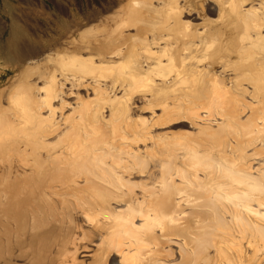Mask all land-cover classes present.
Masks as SVG:
<instances>
[{"label": "bare ground", "instance_id": "obj_1", "mask_svg": "<svg viewBox=\"0 0 264 264\" xmlns=\"http://www.w3.org/2000/svg\"><path fill=\"white\" fill-rule=\"evenodd\" d=\"M171 1L153 32L168 36L119 49L127 64L116 71L95 57L118 52L128 39L116 47L108 41L89 58L79 51L58 57L46 86V122L30 83L13 87L8 107L0 105V264H264V175H249L246 153L264 135V0H217L220 18L204 22L213 26L208 34L181 20L185 6L204 13L205 0H184L183 8ZM252 1L258 9L245 8ZM158 39L174 42L157 55ZM125 84L128 102L149 93V103L162 104L157 121L187 118L197 132L155 138L146 121L130 128L126 109L116 106L108 129L101 108L117 98L106 94ZM80 87L95 98L77 97L81 105L62 113ZM242 106L251 120L238 119ZM122 124L133 141L153 147L127 153ZM158 161L157 174L150 163ZM136 175L150 182L130 181Z\"/></svg>", "mask_w": 264, "mask_h": 264}, {"label": "rangeland", "instance_id": "obj_2", "mask_svg": "<svg viewBox=\"0 0 264 264\" xmlns=\"http://www.w3.org/2000/svg\"><path fill=\"white\" fill-rule=\"evenodd\" d=\"M257 2L259 1H252L250 6V3L245 4V8L249 9L253 5V8L258 9ZM173 3L174 1L171 0L169 2L166 0H0V105L8 107L6 102L12 95L13 87L30 83L35 86V95L40 96L39 99L42 105L40 117L45 118L46 122V119L52 115L49 113L50 108L46 106V86L49 83V76L54 70L55 61L58 57L65 52L79 51L84 58H89L92 53H96L95 49L105 50V45L108 41L112 43L113 47H116V43L120 41V38L128 39L125 40L124 44L122 43L121 46L116 47L118 52L105 55L98 54L95 57L97 64L105 66L106 70L115 69L116 71L117 67L113 68L114 65L118 66L120 62L127 64V60L123 59L124 56H122L123 53L119 52L120 50L128 51L131 44L136 40L140 43L143 36L146 37L147 45L150 44L154 37H157L156 35L162 36L163 39L168 36L167 31L157 32L156 35L153 32L159 27L161 19L165 18L163 11L167 8V5H172ZM184 3V0H178L179 6H182L181 8L184 7ZM218 7L220 6L217 0H205L204 13H200L199 10L192 8L190 5L185 6L181 20L197 26L199 33L208 34L213 29L210 23H214L220 18ZM207 21L210 23L205 24L204 22ZM141 23L144 25L143 30L137 25H141ZM169 23L172 24V20H169ZM150 25L154 27L153 31L149 28ZM261 33H264V29H262ZM163 39H158L159 43L153 46V50L156 51L157 55L160 54L159 51L167 43L174 42H168ZM119 54L120 57H118ZM164 60H167L166 57L163 58L162 62ZM152 63L156 62L152 61ZM143 66V70L147 71L148 64L144 63ZM218 71L220 72V70ZM58 77V79L62 78V74ZM172 79L173 75L168 78V81L171 82ZM86 80L89 82L94 81L92 79ZM107 81L104 80L102 85L105 82L108 84L109 81ZM158 82L159 78L156 77L155 83ZM60 83L62 91L69 93L70 82H64V75ZM128 92L130 93L127 84L124 87L122 86V88L118 87L115 95H113L114 92H107L106 96L108 98L117 99H115V105L109 104L101 108L100 115L103 118V124L106 126L110 125L107 123V120L112 116L110 109H112V106H116L118 112L125 113L124 110L126 109V119L131 121L130 128L142 129L140 124L142 121H146V131L155 138L158 135L170 137L197 132L187 118H178L168 122V124L157 121L162 113V104H158L157 101L149 103L151 100L149 93L144 96L136 95L128 102ZM14 94L15 92H13ZM93 95L92 89L84 87L76 89L65 99L67 105L62 113L65 112L68 115L78 105H81L82 100L79 102L77 97L87 100L95 98ZM61 100L59 102L54 101V106L58 107ZM249 102L252 106L258 105L254 100ZM243 111L244 108L242 106L238 119L241 121L251 120L250 111L246 110L245 113ZM15 113V111H12L9 115L16 121ZM59 113L61 111L58 110V117H60ZM76 113V117L78 116L79 118V112ZM224 121L221 118L217 119V123L221 125L222 123L226 125ZM260 125L262 126L261 122L258 123V126ZM212 127L217 128L216 126ZM108 129H110V126H108ZM121 131L123 138L120 143L122 145L126 144L123 146L126 148L127 153L131 151L133 154L139 153L141 155L144 154L147 148L153 147L152 140L137 143L133 141V136L130 135L126 124L121 125ZM52 141H49V143ZM110 147L111 150L115 151V155L118 156L115 147ZM246 153L248 160L252 162L251 168H253L249 175L254 178L263 177L264 135L262 139L257 138ZM125 155L120 156L122 161ZM150 165L157 167H155L154 172L158 174L160 162H152ZM130 181L150 182L145 176L139 177V175H136ZM262 209H259L261 211L259 214H264ZM136 222L137 224L139 223L138 221ZM95 243H97V240H94ZM173 249L176 251L178 248L174 246Z\"/></svg>", "mask_w": 264, "mask_h": 264}]
</instances>
